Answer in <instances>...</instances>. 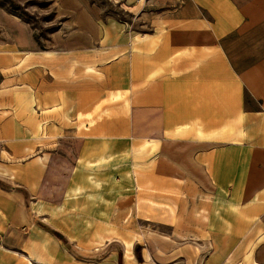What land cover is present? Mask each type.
Here are the masks:
<instances>
[{
	"label": "crops",
	"instance_id": "crops-1",
	"mask_svg": "<svg viewBox=\"0 0 264 264\" xmlns=\"http://www.w3.org/2000/svg\"><path fill=\"white\" fill-rule=\"evenodd\" d=\"M62 1L67 59L23 78L12 64L45 116L58 102L76 117L68 191L116 245L98 264H264V0H126L149 27L131 35ZM36 230L48 258L73 264Z\"/></svg>",
	"mask_w": 264,
	"mask_h": 264
},
{
	"label": "rangeland",
	"instance_id": "rangeland-1",
	"mask_svg": "<svg viewBox=\"0 0 264 264\" xmlns=\"http://www.w3.org/2000/svg\"><path fill=\"white\" fill-rule=\"evenodd\" d=\"M88 1L100 10L104 23L125 28L129 35L149 29L145 20L128 10L126 0ZM149 1L148 7L160 10V0ZM65 3L0 0V110L5 114L1 126L7 131L0 137V264H61L48 258L44 247L32 240L36 229L52 234L60 252L73 258V264H98L116 246L99 244L100 229L92 226L93 213L79 212L72 201L75 194L69 192L67 175L78 162L77 137L72 132L76 117L62 116L58 102L53 115L45 116L39 100L36 105L24 97L27 83L15 79L18 64L12 63H23V78L27 63L67 59L62 50L76 23ZM140 255L136 249L138 261Z\"/></svg>",
	"mask_w": 264,
	"mask_h": 264
},
{
	"label": "trees",
	"instance_id": "trees-1",
	"mask_svg": "<svg viewBox=\"0 0 264 264\" xmlns=\"http://www.w3.org/2000/svg\"><path fill=\"white\" fill-rule=\"evenodd\" d=\"M137 249H139V248H137ZM140 259H141V255H140Z\"/></svg>",
	"mask_w": 264,
	"mask_h": 264
}]
</instances>
